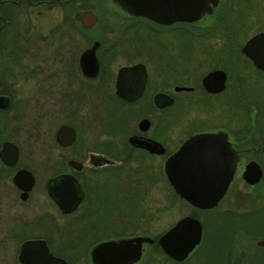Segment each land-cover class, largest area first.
I'll list each match as a JSON object with an SVG mask.
<instances>
[{
    "label": "flooded vegetation",
    "instance_id": "af4514ba",
    "mask_svg": "<svg viewBox=\"0 0 264 264\" xmlns=\"http://www.w3.org/2000/svg\"><path fill=\"white\" fill-rule=\"evenodd\" d=\"M110 1L123 12L125 21H119L112 27L111 34L109 37L106 36L110 41L108 46L104 42L107 40L97 38V35L88 37L89 44L82 48L80 45L69 46L66 40L69 30L65 29L62 32L65 44L58 45L60 51L52 53V48H55L52 44L56 42V39L53 41V30L47 38L49 47H38V36L43 30L38 29L35 17L46 15L56 9L62 14L66 23L73 19V14L77 15L80 23L79 15L82 11L91 10L96 14L97 12L89 8L80 12L77 10L71 12L70 5L83 2L100 4L103 1L0 0V97H3L0 101V151L6 141L13 143L17 148V157L12 163H5L0 159V258L2 261L21 264L19 254L22 244L29 240L42 239L54 256L71 262L69 256L52 248L51 241L49 242L46 235L36 233L40 228L41 231L48 230L53 234L57 224L54 220L51 223L49 220L38 222L37 218H34L32 193L34 188L39 187L35 167L22 163L21 146L13 137L7 135V130L12 131L17 128L12 125L11 120L16 124V120L20 118L21 99L14 102V96H20L21 88L18 80L23 75L27 78L35 73L36 68L32 65L36 60L38 49L48 52L51 62L61 63L67 80L62 85V82H59V92H57L58 82L50 81L47 86L49 96L51 100H55L50 104L57 105L62 102L61 98L71 102L69 107L72 105L75 107L69 111L70 120L60 123L54 134L58 148L71 149V155L64 157L62 167L54 169L55 173L50 175L38 190L42 191L44 187L46 196L61 216L73 215L74 212L83 210L81 231L78 235H88L90 230L92 234L108 230L107 226V230L97 229V231L94 230L95 227H88L100 204L110 208L111 203L113 206L134 211L136 214L134 219L128 221L126 216L124 224L120 223L117 226L124 229L132 227L146 212L145 204L148 205L151 192L160 186L164 189V182L192 210L191 213L179 217L156 236L133 233L97 238L88 249L90 263V250L98 243L111 239L147 236L152 238L153 242L142 244L140 259L142 260L146 247L154 244L159 246V237L186 216L199 220L202 226L200 243L187 257L189 259L200 250L205 238L204 231L207 226L199 215L201 212L212 214L209 217L213 220L211 224L213 238L216 236L217 223L220 221L227 224L224 228L231 230L234 225L248 231L264 230V0H216L210 2L209 11L197 19L171 23H158L143 16H133ZM98 21L99 14H97V22L92 27L87 28L80 24L88 31L93 29ZM240 36L243 39L237 43ZM253 37L257 38V43L251 48L253 51L251 56L245 51V46ZM132 39H142L143 44L134 46ZM94 42L99 43L95 53L98 71L94 77H89L80 67V57ZM137 63L143 65L146 80L141 93L136 98L125 99L116 93L118 71L121 67ZM106 67L110 68V72H105ZM97 80H102V84L97 86ZM203 80H215L216 84L220 83L219 80H223V87L219 91L209 90L211 85L206 87ZM111 82L112 92L109 86ZM85 87L93 93L96 92L95 105L97 107L101 102L105 111L112 108L109 98L111 102L112 100L119 102L120 104L114 108V113L121 119L119 124L101 126L99 131H104L105 138L102 140L98 134L97 150L89 151L87 156L86 152L83 154V146H75L79 137L76 123L82 118L79 110L83 106ZM215 87L217 86L214 85L213 88ZM158 94L164 95V98L165 96L171 98V103L166 105V99L162 98L155 102L154 98ZM169 110L173 115V123L181 128L175 136L169 133L170 126L166 123L165 114ZM11 114H13L12 118ZM133 117L136 119L134 124L130 123ZM63 125L74 131V139L66 145L56 139L57 132ZM108 132L111 137L106 140ZM200 133H221L236 155L232 177L224 194L209 208L196 207L183 199L169 183L165 171V163L169 155L187 138ZM215 152L214 160L216 159L217 164L222 163L223 171L218 172L219 168L215 167L209 176L226 177L225 172L230 170V154L225 152L227 155L225 157L222 149H217ZM22 169L30 172L34 179L32 187L28 190L22 189L15 181L16 174ZM84 171L92 175L90 179L92 182L87 181ZM65 174L74 177L83 193L79 204L69 212H65V208L60 207L59 201L47 188L51 179ZM60 185L61 183H53L52 192L57 193ZM107 196L110 199L109 204H106ZM231 196L234 197V208L225 209L224 205ZM61 197L60 202H65L68 195L62 193ZM257 201L259 207L255 209L253 204ZM22 212L30 213L28 222H22ZM232 218V222L228 220ZM225 233L226 230L223 235ZM219 239L221 241L215 242L211 249L205 247L204 254L209 250V255L219 260L224 253H221L224 236ZM66 241L67 249L75 253L78 249L74 250L70 242L72 240L67 238ZM77 243L80 246L83 244L78 240ZM256 243L258 246H263L264 240L259 239ZM69 244L72 246L69 247ZM243 251L245 252V249ZM170 260L179 263L172 258ZM231 263L241 264L235 259L227 264Z\"/></svg>",
    "mask_w": 264,
    "mask_h": 264
},
{
    "label": "rangeland",
    "instance_id": "374dc122",
    "mask_svg": "<svg viewBox=\"0 0 264 264\" xmlns=\"http://www.w3.org/2000/svg\"><path fill=\"white\" fill-rule=\"evenodd\" d=\"M100 4L87 3L83 2L78 5H70V11L77 12L82 11L85 8L92 9L99 14V21L96 26L91 30H85L84 27L78 22L77 15L73 14V19L69 22H65L62 14L56 9L49 11L46 15L36 16L38 29L43 30V33H39L37 46L49 47L47 38L50 36L52 31L53 41L56 39V42H53L52 53L60 51L57 48L58 45L65 44V39L63 40L62 32L67 29L68 37L66 38L67 44L69 46H78L82 48L89 44L88 37H93L97 35V38L107 40L106 36L109 37L111 34L110 30L112 27L119 21H125V15L121 10H119L110 0H102ZM72 14V13H71ZM124 18V19H123ZM142 23V21H140ZM123 27V26H122ZM121 27V28H122ZM51 29V30H50ZM59 29V30H58ZM58 30V33L56 32ZM79 35V36H78ZM243 37L238 38L237 43L242 41ZM106 46L110 43L109 40L104 41ZM132 44L134 46H140L143 44L142 39H132ZM37 57L32 65L36 68L35 73L31 76L25 78L23 75L19 81L20 86V96H14V102L21 99V112L20 118L17 119L16 126L12 131L7 130V135L11 138L13 137L16 142L21 146V159L22 163L28 164L29 166L35 167V174L37 175V186L38 188L33 189L32 205L34 209V218H37L38 222H43L49 220L50 223L52 220L55 221L57 226L56 229H53L54 233L48 232V230L41 231L40 228L37 229L36 233L38 235H43L51 241V246L55 251H62V253L69 256L70 261L91 264L88 259V249L91 244L100 237H111V236H120V235H130L136 233H146L151 236H156L161 233L163 230L168 228L174 221L179 217L183 216L186 213H191L190 207L185 205L169 188V186L164 182L163 187H156L150 194L148 205L145 204L146 212L143 213L138 221H135V224L132 227L127 229L117 227L118 225L124 224V221L127 219L131 221L135 217V212L131 211L129 208L120 207L117 205H112L110 203V208L104 207L102 204L99 205L97 211H95L93 218L90 220L92 223L88 225L89 228H94L103 230L108 227L107 231H101L99 234L93 233L90 230L88 235L79 234L81 227V218L83 210L74 212L75 214L69 216H61L60 213L56 210L55 206L50 202V199L46 196L44 187L40 191L41 185L45 183L46 179L55 173L54 169L62 167V160L65 156L71 155V149L63 150L58 148L55 143L54 134L60 123L70 120L69 111L75 109L67 99H61L62 102L57 105L50 104L51 100L49 96L48 85L50 81L55 80L58 82V90L60 91V83L64 84L65 76L61 63L57 64L56 62H51V57H48L49 53L43 50H37ZM51 53V54H52ZM116 66V64H115ZM107 71L110 72V68L106 67ZM107 75V74H106ZM112 81V80H111ZM102 84V80H97V86ZM68 82L66 83V87ZM110 90L112 92V82L109 83ZM104 90V89H102ZM105 91V90H104ZM90 92V93H89ZM17 94V93H16ZM84 99L82 100V108L79 110V114H82V120L80 119L77 124L79 130L78 141L75 146H83V154L89 151L97 150V136L105 138L103 135L104 131H99L101 126L107 125H116L119 124L121 120L114 113V108L117 103L116 100L109 98L108 100L112 104L111 107L104 110L101 105V102L96 107V92H91L85 87ZM104 102V101H103ZM104 105V104H103ZM11 114V118H12ZM172 112L169 110L165 114L167 119L166 123L169 124V133L173 136L181 129L173 123L174 119L172 117ZM136 117V116H135ZM133 117L132 124L135 123L136 119ZM169 118V119H168ZM11 125V127H12ZM178 135V134H177ZM111 137V134L108 132L106 134V140ZM86 179L88 182H92V175L88 171H84ZM94 183V182H93ZM162 184V183H161ZM36 187V185H35ZM247 192V191H246ZM176 196V197H175ZM110 199L106 198V204H109ZM234 197L231 196L230 199L224 205L225 209H233ZM97 208V202H96ZM259 207V202L253 204V208L257 209ZM144 208V207H143ZM144 208V209H145ZM149 208V209H148ZM248 208L250 206L248 205ZM244 211V210H243ZM202 220L206 222L205 228V238L202 243V247L198 250L197 253L192 255L186 262H179L178 264H204L205 260L208 258L209 250L204 254L203 250L205 247L211 249L210 247L214 246L215 242L219 243L221 240L220 237L224 236V243L221 246V253L223 256L219 257L218 264H227L234 259L241 264H264V245L258 246L256 241L259 239L264 240V230H245L242 227L234 225L233 230L224 228L226 223L218 222L216 227V236L213 238L214 234L211 231V224L213 220L209 217L212 214H206L204 212L199 213ZM22 222H28L30 219V213L22 212ZM122 220V222H121ZM233 221L232 219H228ZM84 224V223H83ZM85 225V224H84ZM111 227H116L111 228ZM236 227V229H235ZM111 228V229H110ZM85 228L83 227V230ZM226 230L225 235L223 232ZM230 230V232H229ZM218 231V232H217ZM91 237L88 239V236ZM98 235V236H97ZM70 238L71 244L77 251L67 249V241L65 238ZM77 238V239H76ZM87 239V240H86ZM83 243L80 246L77 243ZM210 243V244H209ZM72 245H68L69 247ZM250 250H246V249ZM245 249V252L243 251ZM2 257V256H1ZM141 259V258H140ZM139 259V262L136 264H176V262L170 260L166 256L160 247L157 244L146 247V252L142 260ZM0 264H11L8 260H3L0 258Z\"/></svg>",
    "mask_w": 264,
    "mask_h": 264
},
{
    "label": "water",
    "instance_id": "95a60500",
    "mask_svg": "<svg viewBox=\"0 0 264 264\" xmlns=\"http://www.w3.org/2000/svg\"><path fill=\"white\" fill-rule=\"evenodd\" d=\"M112 1L123 11L133 16H143L158 23H171L197 19L209 11L210 2L216 0ZM79 21L84 27H92L97 22V14L91 10H84L79 15ZM256 43L257 38L253 37L245 46V51L251 56H253L251 48ZM98 45V42H94L80 57V67L83 73L89 77H94L98 71V61L95 55ZM116 80V93L125 99L132 100L141 93L146 80V72L141 63L121 67ZM219 81V84H216L215 80H203V83L206 87L211 85L209 90L219 91L223 87V80ZM214 85L217 87L213 88ZM163 96L162 94L156 95L154 101L157 102L161 98L166 99L165 103L169 105L171 98L168 96L164 98ZM2 98L0 97V101ZM221 135V133L192 135L169 155L165 163L166 176L173 189L187 202L199 208H209L215 205L224 194L232 177L236 155L230 143ZM56 139L63 145L71 143L74 139L73 129L65 125L61 126ZM217 149H222L225 157H227L225 152L230 154V170L225 172L226 177L209 176L213 172V168L218 167V172L223 169L222 163L217 164L216 159L214 160ZM16 157V146L11 142H4L0 151V159L5 163H12ZM15 181L22 189L28 190L32 187L34 179L30 172L22 169L16 174ZM53 183H61L57 193L52 192L51 185ZM213 187H215L214 190ZM47 188L51 195L59 201L60 207L65 208V212L72 211L83 196L79 184L71 175L65 174L51 179ZM62 193L68 195L65 202H60ZM201 237L202 226L199 220L186 216L163 233L158 239V244L168 257L181 262L195 251ZM144 242L152 243L153 239L147 236H138L111 239L98 243L90 250L91 263L135 264L142 257V244ZM19 261L21 264H82L68 262L63 258L54 256L42 239L24 242L21 246Z\"/></svg>",
    "mask_w": 264,
    "mask_h": 264
},
{
    "label": "trees",
    "instance_id": "16d2710c",
    "mask_svg": "<svg viewBox=\"0 0 264 264\" xmlns=\"http://www.w3.org/2000/svg\"><path fill=\"white\" fill-rule=\"evenodd\" d=\"M183 262H186V261H183ZM219 260L218 259H215L213 257V255H208V258L205 260V263L204 264H218ZM176 264H178L176 262Z\"/></svg>",
    "mask_w": 264,
    "mask_h": 264
}]
</instances>
